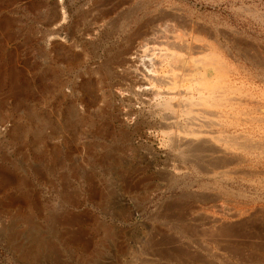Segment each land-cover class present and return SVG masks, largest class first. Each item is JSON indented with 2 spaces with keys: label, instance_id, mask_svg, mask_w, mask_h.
Returning <instances> with one entry per match:
<instances>
[{
  "label": "rangeland",
  "instance_id": "obj_1",
  "mask_svg": "<svg viewBox=\"0 0 264 264\" xmlns=\"http://www.w3.org/2000/svg\"><path fill=\"white\" fill-rule=\"evenodd\" d=\"M164 7L210 27L201 37L230 76L264 97V63L234 47L264 58V0H0V264H264V215L233 218L264 208V188L222 187L229 197L201 204L185 197L194 180L154 173L175 159L150 108L128 101L126 61Z\"/></svg>",
  "mask_w": 264,
  "mask_h": 264
},
{
  "label": "bare ground",
  "instance_id": "obj_2",
  "mask_svg": "<svg viewBox=\"0 0 264 264\" xmlns=\"http://www.w3.org/2000/svg\"><path fill=\"white\" fill-rule=\"evenodd\" d=\"M148 19H150V21L146 23L143 28L140 27V30L134 34V39L131 40L129 58L128 61H126L128 67H125L126 70H128L127 72L129 76V83L126 87L128 96L125 95L128 97L129 102L135 100L141 108H150L151 112L149 115L151 120H153L151 129L159 130L161 132V135L166 139L168 147L167 154L169 157L175 159L173 162L166 161L168 163H166L164 167H156L157 169L155 168L154 173L164 181L179 182V180H186L187 182L189 180H194L193 182L199 186V190L188 191V194H186L185 197L187 196L197 200L201 204L206 202L216 204L220 199H223V197H229L230 193H227L226 190H223L222 193V189H220L222 187L227 189L229 186L236 185L239 187H247L248 189H263L264 167L260 166V162L264 160V97H260L261 95H255L252 91L250 92L243 85V82H238L239 80L236 78V75L230 76L231 71H229V68L227 67L228 65L226 66L225 62H223L224 60L222 61L218 57L219 55H216V50L214 49L213 44L207 39L201 37V34H205L208 38H212L209 30L210 27L209 29L206 28L199 22V20L189 19L172 11L165 10V7L164 9L161 8L155 10L152 17L149 16ZM144 21L142 20V22ZM229 39H231V41L233 40L232 38ZM234 45V47L246 53L247 56L244 57V59L248 63L250 62V65H263L264 58L260 55L254 56L248 54V47L245 46L246 44L237 45L234 43ZM225 61H227L226 58ZM118 94L120 95V93ZM126 111L128 115L134 114V112H141L133 108H130L129 110L127 109ZM123 113H125V111ZM151 156H143L142 158L147 160L148 166H152L154 163L150 160ZM33 171L35 172V170ZM126 174L128 173L126 172ZM131 181L133 182L134 180ZM214 206L215 205L212 207ZM215 207L216 210H218L217 208H221L217 207V205ZM227 207L228 205L226 208ZM251 207H253V205ZM208 208L205 209L208 210ZM210 208V212L216 211L213 210L215 208ZM168 209L170 210V208ZM205 209L202 208L201 210L205 211ZM249 209L250 210L241 209L238 210V212L235 211V215L234 213L232 214L234 215L233 218L239 217L241 214L250 215V213H252V215H264V208ZM222 211L225 212V210ZM192 212H197V210L193 209ZM221 215L223 216V213ZM224 217L226 216L224 215L223 218ZM211 219L212 217L210 220ZM214 221L221 223L222 219L217 218ZM98 224L105 233L110 234L109 229L105 228V223ZM134 227L132 229H134ZM33 228H35V226ZM211 230L213 231L214 229ZM217 230L219 229L217 228ZM108 236H106L107 239ZM39 237L41 236L39 235ZM87 240L90 241L91 239ZM88 243L90 244V242ZM43 246H45V244L41 239L36 240V245L33 249L31 248L32 252L29 251L30 256H33L36 250H38V248L41 249V247L43 248ZM90 246L91 244L89 245V248ZM156 252L158 253L160 251L156 250L155 253ZM167 253L169 252L167 251Z\"/></svg>",
  "mask_w": 264,
  "mask_h": 264
}]
</instances>
